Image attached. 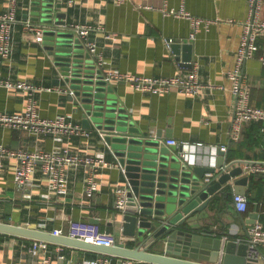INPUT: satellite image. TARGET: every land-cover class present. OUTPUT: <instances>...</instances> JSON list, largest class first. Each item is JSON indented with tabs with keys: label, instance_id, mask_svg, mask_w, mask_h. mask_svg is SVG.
I'll list each match as a JSON object with an SVG mask.
<instances>
[{
	"label": "crops",
	"instance_id": "obj_1",
	"mask_svg": "<svg viewBox=\"0 0 264 264\" xmlns=\"http://www.w3.org/2000/svg\"><path fill=\"white\" fill-rule=\"evenodd\" d=\"M57 2L59 0H56ZM56 11L69 29L76 23L90 26L94 40L104 57L103 70L108 68L143 76L188 74L197 69L204 87L196 95L177 89L168 92L141 91L127 81H111L121 105L145 134L161 141L173 153L180 146L167 143L168 138L179 141L203 140L228 143L229 150L220 154V162L230 168L241 166L242 160H264V131L257 123H246L239 140L231 138V122L235 96L231 90L228 71L235 66L236 52L243 34V21L249 14V0H66ZM32 0H18L17 21L13 28V52L9 58L0 54V77L28 80L39 87L34 99L44 117H65L82 126L88 133H67L61 139L53 134L34 133L0 125V143L29 150H63L73 154L96 156L104 153L111 162L118 161L114 149L107 145L94 123L89 125L82 102L75 101L65 83L55 53L36 41L35 32L26 27L31 17ZM10 0H0V9L9 10ZM174 11V12H173ZM264 17V2L261 7ZM197 18L210 20L196 23ZM39 23L40 21H37ZM192 33L195 35L192 36ZM172 38L173 42L168 43ZM174 50V44H177ZM257 56L245 62L251 85V103L264 106V65L258 55L264 54V38L259 40ZM185 48V45H189ZM191 54V61L184 54ZM191 62V63H186ZM23 90L0 85V110L22 111L28 104ZM87 122L88 124H85ZM180 157V156H179ZM17 159H6L0 174V219L48 230H67L73 220L90 222L102 230L116 233L119 242L133 247L136 238L124 233L123 218L115 207V188L128 184L119 166L103 168L99 175L100 188L88 196L89 169L81 166L68 171L69 192L64 196L49 193L48 180L39 169L36 184L23 187L15 183ZM201 165V164H200ZM223 168L217 167L212 182L218 180ZM244 171L222 184L214 203L206 208L210 214L202 222L215 230L226 229L238 243L245 242L256 221L264 224V183L262 176ZM242 188L249 199L245 212H239L234 201V188ZM242 213V217L240 216ZM92 218H97L93 222ZM254 222H251L253 221ZM3 233V232H0ZM8 234V233H6ZM13 235V234H12ZM23 236L0 235V264H41V255L31 251L34 239ZM264 264V245H260ZM48 253L53 264H78L83 260L106 256L108 264H141L135 259L105 254L75 246L50 242Z\"/></svg>",
	"mask_w": 264,
	"mask_h": 264
},
{
	"label": "water",
	"instance_id": "obj_2",
	"mask_svg": "<svg viewBox=\"0 0 264 264\" xmlns=\"http://www.w3.org/2000/svg\"><path fill=\"white\" fill-rule=\"evenodd\" d=\"M62 3L32 0L31 18L46 26L45 42L55 53L72 98L82 102L86 121L94 123L125 168L129 192L127 211L121 214L123 230L136 238V244H98L2 219L0 232L123 256L141 264H260L261 259L248 258L246 241L238 243L226 229L215 230L202 223L210 216L204 211L215 202L218 189L243 172L242 167L230 168L218 157L223 171L217 181H207L206 173H215L216 167L186 164L158 138L141 132L105 79L103 68L81 37L69 29L65 13L56 11ZM173 46L177 50L178 43ZM183 57L185 61L192 59L190 53ZM241 192L245 191L233 190L234 194Z\"/></svg>",
	"mask_w": 264,
	"mask_h": 264
},
{
	"label": "built area",
	"instance_id": "obj_3",
	"mask_svg": "<svg viewBox=\"0 0 264 264\" xmlns=\"http://www.w3.org/2000/svg\"><path fill=\"white\" fill-rule=\"evenodd\" d=\"M68 4L74 0H66ZM264 0H249V14L243 21V34L241 42L236 52L235 66L228 71L231 79V90L235 96V109L231 122V138L239 140L242 136L244 125L251 121L264 122V106H256L251 103V85L248 82V75L245 71V62L257 56L260 48L259 40L264 38V17L261 14V7ZM18 0H10L9 10L0 9V54L4 58H9L13 52V28L17 21ZM174 12V11H173ZM210 20L197 18L198 25L209 24ZM26 27L35 32V40L44 45L46 26L35 22L31 17L25 20ZM76 34L81 37L87 49L96 58L99 66L105 63L98 44L90 38V26L76 23L73 25ZM195 34L192 33V36ZM173 39H168L172 43ZM261 64L264 65V54L258 55ZM104 77L108 82L127 81L136 89L141 91L168 92L177 89L189 95L198 94L204 87L199 80L197 69L188 74L171 76H143L135 73L124 72L112 68L104 70ZM0 85L8 88L23 90L28 94L29 102L22 111L9 112L0 110V125L9 128L28 130L37 134H53L61 139L64 134L81 132L88 134L80 125L68 120L65 115L56 117H44L38 110V105L34 99V92L42 88L28 80H13L0 77ZM100 132V131H99ZM102 135V133L100 132ZM107 143V142H106ZM168 144L180 146L179 156L181 160L191 166L201 164L210 167H218V157L220 152L229 150L228 143H210L203 140L185 141L175 138H168ZM109 148L111 146L107 143ZM17 159L15 166V183L23 187H32L36 184V174L40 169L48 180L49 193L64 196L69 192L68 171L81 166L89 169L88 185L86 193L93 196L100 188L99 175L103 168L119 166L125 173V168L118 161L111 162L106 159L104 153L96 156H82L73 154L68 148L60 150H29L25 148H13L5 143H0V174L5 165L6 159ZM242 169L248 175L261 174L264 179V160H242ZM214 176L213 171L206 173L205 179L211 181ZM129 184L118 185L115 188V207L124 214L128 204ZM234 201L239 212H245L249 206V199L244 193H235ZM54 234H66L74 238L98 244L115 245L119 242L115 232L102 230L98 225L86 221L70 222L67 230L64 228H54ZM248 243L247 256L250 259H261L260 245H264V224L256 221L249 230V237L245 240ZM49 241L34 239L31 251L41 255V264H53L52 256L48 253ZM109 258L106 256L95 259L83 260L78 264H108ZM4 264V263H3Z\"/></svg>",
	"mask_w": 264,
	"mask_h": 264
},
{
	"label": "trees",
	"instance_id": "obj_4",
	"mask_svg": "<svg viewBox=\"0 0 264 264\" xmlns=\"http://www.w3.org/2000/svg\"><path fill=\"white\" fill-rule=\"evenodd\" d=\"M248 123H250V124H252V123H257V124H259V126H260V128H262V131H264V122H262V121H251V122H248ZM245 126V125H244ZM242 134H243V132H242ZM256 175V174H255ZM255 175H252V180L253 181H255L254 179H255ZM260 176H262L261 174H259ZM260 181H263V183H264V179H263V176H262V180H260ZM0 235H3V236H15V235H12V234H6V233H0ZM25 240H27V241H30L31 239H29V238H25Z\"/></svg>",
	"mask_w": 264,
	"mask_h": 264
}]
</instances>
